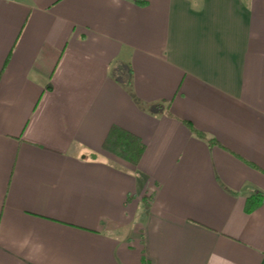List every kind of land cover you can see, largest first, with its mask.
Returning <instances> with one entry per match:
<instances>
[{
    "label": "crops",
    "instance_id": "0c3cea01",
    "mask_svg": "<svg viewBox=\"0 0 264 264\" xmlns=\"http://www.w3.org/2000/svg\"><path fill=\"white\" fill-rule=\"evenodd\" d=\"M258 192L264 0H0V264H264Z\"/></svg>",
    "mask_w": 264,
    "mask_h": 264
},
{
    "label": "trees",
    "instance_id": "16d2710c",
    "mask_svg": "<svg viewBox=\"0 0 264 264\" xmlns=\"http://www.w3.org/2000/svg\"><path fill=\"white\" fill-rule=\"evenodd\" d=\"M138 2L144 3V0H138ZM195 133L199 137L205 138V135L202 132L195 130ZM104 147L106 150L115 153L133 164H137L139 162L145 149V145L140 138L118 126L111 129L104 143ZM262 201H264V193L258 192L251 196L247 205V211H252Z\"/></svg>",
    "mask_w": 264,
    "mask_h": 264
}]
</instances>
